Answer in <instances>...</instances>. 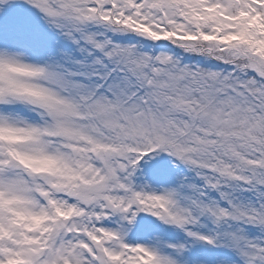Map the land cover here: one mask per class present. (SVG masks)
I'll use <instances>...</instances> for the list:
<instances>
[{
	"label": "snow or ice",
	"instance_id": "snow-or-ice-1",
	"mask_svg": "<svg viewBox=\"0 0 264 264\" xmlns=\"http://www.w3.org/2000/svg\"><path fill=\"white\" fill-rule=\"evenodd\" d=\"M0 264H264V0H0Z\"/></svg>",
	"mask_w": 264,
	"mask_h": 264
}]
</instances>
